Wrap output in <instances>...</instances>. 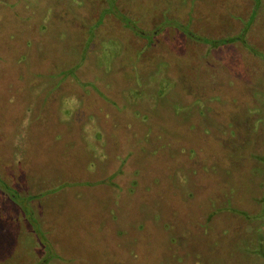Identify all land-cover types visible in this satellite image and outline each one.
Returning a JSON list of instances; mask_svg holds the SVG:
<instances>
[{"label":"rangeland","instance_id":"rangeland-1","mask_svg":"<svg viewBox=\"0 0 264 264\" xmlns=\"http://www.w3.org/2000/svg\"><path fill=\"white\" fill-rule=\"evenodd\" d=\"M263 196L264 0H0V264H264Z\"/></svg>","mask_w":264,"mask_h":264},{"label":"trees","instance_id":"trees-1","mask_svg":"<svg viewBox=\"0 0 264 264\" xmlns=\"http://www.w3.org/2000/svg\"><path fill=\"white\" fill-rule=\"evenodd\" d=\"M256 1H258V0H256ZM106 10H108L107 8H106ZM133 29L134 30H137L135 27H133ZM139 30V29H138ZM140 31V30H139ZM140 33H141V31H140ZM148 135V134H147ZM105 177V176H104ZM106 179V178H105ZM102 180V179H101ZM96 180H91L90 182L91 183H93V182H95ZM261 203H262V210H261V212L257 215V217H259V218H264V196H263V198H262V200H261ZM154 220H156V219H154ZM165 225H167V224H165ZM144 227H145V224H139V226H138V228L140 229V231H142L143 229H144ZM167 227V226H166ZM168 228V227H167ZM170 238H171V242H174V240L176 239V237H173L172 235L170 236ZM140 251H142L140 254H142V253H144L143 252V247H142V249H140ZM139 253H137V258L139 257ZM145 254V253H144ZM144 262V261H143Z\"/></svg>","mask_w":264,"mask_h":264}]
</instances>
